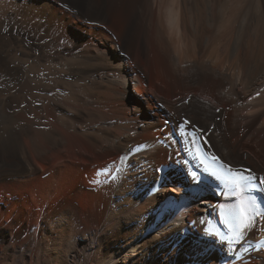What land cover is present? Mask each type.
<instances>
[{"label": "bare ground", "instance_id": "6f19581e", "mask_svg": "<svg viewBox=\"0 0 264 264\" xmlns=\"http://www.w3.org/2000/svg\"><path fill=\"white\" fill-rule=\"evenodd\" d=\"M262 89L264 0H0V264H264Z\"/></svg>", "mask_w": 264, "mask_h": 264}, {"label": "snow or ice", "instance_id": "6c2138e0", "mask_svg": "<svg viewBox=\"0 0 264 264\" xmlns=\"http://www.w3.org/2000/svg\"><path fill=\"white\" fill-rule=\"evenodd\" d=\"M228 0H226V3ZM232 2L239 3V0H232ZM261 91H264L262 89ZM259 96V93L256 94ZM219 111V109H217ZM185 124H190V121L185 120ZM197 131H202L197 129ZM205 145L208 141H204ZM210 160L216 169L214 175H216L221 181H223V187L227 189L226 196L236 198V203L225 207L220 205L218 210L224 215L225 222L236 232L241 235L245 231H250L256 226L257 221L255 219V199L250 196H246V193L251 192L257 185L253 182L259 180V184L264 186V176H257L251 169H236L229 164L223 162L219 156L212 153ZM264 215V213H261Z\"/></svg>", "mask_w": 264, "mask_h": 264}, {"label": "rangeland", "instance_id": "374dc122", "mask_svg": "<svg viewBox=\"0 0 264 264\" xmlns=\"http://www.w3.org/2000/svg\"><path fill=\"white\" fill-rule=\"evenodd\" d=\"M3 205H4V203L1 202V203H0V206H3ZM200 240H201V239H200Z\"/></svg>", "mask_w": 264, "mask_h": 264}]
</instances>
